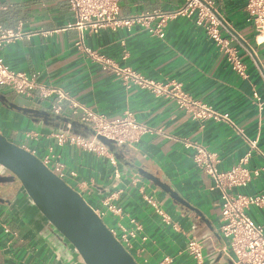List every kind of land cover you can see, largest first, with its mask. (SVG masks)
I'll return each mask as SVG.
<instances>
[{
  "label": "crops",
  "instance_id": "1",
  "mask_svg": "<svg viewBox=\"0 0 264 264\" xmlns=\"http://www.w3.org/2000/svg\"><path fill=\"white\" fill-rule=\"evenodd\" d=\"M216 2L222 16L254 50V58L240 50L246 75L231 66L227 52L192 17L171 20L163 39L133 26L105 28L98 34L87 32L85 43L147 78L182 83L194 100L229 114V120L196 119L176 100L158 97L140 86L126 87L119 75L103 70L76 47L80 29L68 0H0V29L20 33L2 37L0 31V57L14 70L38 73L40 85L66 92L69 99L62 102L65 116L76 121L71 114L75 102L104 113L110 120L121 119L129 111L137 123L149 129L135 142L118 148L119 166L100 150L70 143L60 146L53 132L30 142L41 151L53 146L78 172L76 183L85 187L78 191L105 212L103 220L109 228L122 225L135 231L130 252L140 264H162L166 258L171 262L165 264H199L187 250L189 241L197 238L205 243L212 264H232L223 254L227 243L220 230V193L213 188L212 178L196 165L194 149L186 146L188 141L216 153L220 170L239 164L248 154V167L264 165V40H259L254 24L247 21L246 0ZM182 3L123 0L120 17L156 9L171 11ZM0 93L36 109H48L55 100V96L41 100L40 89L31 98L8 88H0ZM13 120L24 123L26 117L0 103V124ZM0 131L16 143L24 141L26 133L6 127ZM135 168L158 178L176 197L145 175L135 173ZM19 189L16 182L0 190L1 196L10 201L0 203V264H83L38 211L26 199L16 197ZM236 191L264 194V173ZM147 195L159 200L171 223L154 211ZM104 197L112 198L122 209L120 215L107 210ZM249 213L264 226V206L252 207Z\"/></svg>",
  "mask_w": 264,
  "mask_h": 264
},
{
  "label": "built area",
  "instance_id": "2",
  "mask_svg": "<svg viewBox=\"0 0 264 264\" xmlns=\"http://www.w3.org/2000/svg\"><path fill=\"white\" fill-rule=\"evenodd\" d=\"M122 1L68 0L69 9L77 19L76 26L80 29L79 38L76 42L78 50L92 57L101 65L103 70L119 75L126 87L140 86L158 97L174 99L180 108L193 113L196 119L212 117L229 120V114L218 113L208 105L194 100L188 92L184 91L182 83H163L147 78L134 68L122 66L112 58L98 53L85 43L87 32L98 34L105 28L118 29L125 27L130 29L133 26H140L152 36L163 39L166 36V28L171 20L178 16L192 17L195 18L196 24L204 28L209 36L227 52L231 66L241 74L246 75V65L240 57V50L242 49L253 58L254 50L248 41L235 31L222 16L216 0H183L182 5L175 10L164 11L156 9L151 12H141L127 18L120 17ZM246 11L247 21L253 23L258 32H262L264 29V0H246ZM0 31L2 37L20 34L4 28H1ZM224 33L227 36H224ZM37 77L38 73L29 74L10 68L4 59L0 57V88H8L15 94L27 98L33 97L34 91L40 89L39 96L41 100H47L51 96H55V100L50 103L48 108L49 112L56 116H65L62 102L69 99L68 94L62 89L40 85ZM255 97L259 99L257 93H255ZM71 114L77 118L76 121L78 123L84 124L92 130L93 138L104 136L114 140L118 148L125 146L127 143L135 142L139 134L149 131L146 126L137 123L134 115L129 111L125 112L121 119L110 120L104 113L95 112L81 104L72 102ZM45 136V134L37 132H26L24 141H19L17 144L38 156L51 171L74 189L77 191L82 189L84 184L76 183L78 172L70 168L62 160L61 156L55 152L53 146L41 151L31 145L30 142L39 141ZM52 136L56 138L60 146L70 143L90 150H100L107 154L112 162L116 164L114 153L106 147L95 144L94 139L75 136L65 131L53 133ZM252 145L255 147V141L252 142ZM186 146L194 149L196 165L212 178L214 182L213 188L220 193V230L222 237L227 243L223 249V254L231 260L232 264H264V226L258 223L249 213L252 207L264 206V194L249 195L236 191L237 189L246 188L254 178L262 175L264 173V165L258 168L248 167L250 157V154H248L239 164L228 170H220L216 153L211 152L201 144H192L189 141ZM146 200L157 214L162 216L166 222L171 223L170 216L155 196L147 195ZM103 205L110 213L120 215L122 212V209L113 203L112 198H105ZM96 212L103 219L105 212L101 208H97ZM111 231L124 247L130 251L135 231L128 230L122 225L111 229ZM187 250L199 264H203L202 247L195 239L189 241ZM169 262H171V259L166 258L162 264Z\"/></svg>",
  "mask_w": 264,
  "mask_h": 264
},
{
  "label": "water",
  "instance_id": "3",
  "mask_svg": "<svg viewBox=\"0 0 264 264\" xmlns=\"http://www.w3.org/2000/svg\"><path fill=\"white\" fill-rule=\"evenodd\" d=\"M0 103L6 109L26 117L24 123L13 120L9 124H0V129L6 127L39 134L65 131L75 136L94 139L95 144L113 152L118 166L120 165L117 143L104 136L93 138L92 130L86 125L69 117L56 116L47 108L36 109L20 105L1 93ZM40 119V123L37 124L36 121ZM51 122H64L67 130L57 128ZM125 165L130 168L129 164ZM0 169L6 173L0 177V190L18 182L20 189L16 197L26 199L58 236L72 247L83 264H140L96 212L99 207L92 199L84 197L51 171L38 156L11 141L1 131ZM133 171L145 175L161 189L176 197L171 189L155 176L138 168ZM0 203L10 201L0 194ZM196 241L202 247L203 264H212V260L207 256L205 243L199 238ZM219 256L220 254L217 255ZM224 262L227 263V260L224 259Z\"/></svg>",
  "mask_w": 264,
  "mask_h": 264
},
{
  "label": "flooded vegetation",
  "instance_id": "4",
  "mask_svg": "<svg viewBox=\"0 0 264 264\" xmlns=\"http://www.w3.org/2000/svg\"><path fill=\"white\" fill-rule=\"evenodd\" d=\"M55 127L60 128V129H66V124L64 122H51ZM3 133V132H2ZM6 175L1 169H0V177ZM18 183V182H17ZM1 185V183H0Z\"/></svg>",
  "mask_w": 264,
  "mask_h": 264
},
{
  "label": "rangeland",
  "instance_id": "5",
  "mask_svg": "<svg viewBox=\"0 0 264 264\" xmlns=\"http://www.w3.org/2000/svg\"><path fill=\"white\" fill-rule=\"evenodd\" d=\"M259 36H264V29L262 30V32L258 33ZM260 40V39H259ZM261 41V40H260Z\"/></svg>",
  "mask_w": 264,
  "mask_h": 264
},
{
  "label": "bare ground",
  "instance_id": "6",
  "mask_svg": "<svg viewBox=\"0 0 264 264\" xmlns=\"http://www.w3.org/2000/svg\"><path fill=\"white\" fill-rule=\"evenodd\" d=\"M261 41H263L264 40V36H260V38H259Z\"/></svg>",
  "mask_w": 264,
  "mask_h": 264
}]
</instances>
